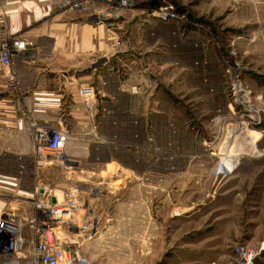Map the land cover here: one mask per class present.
<instances>
[{"label": "rangeland", "instance_id": "374dc122", "mask_svg": "<svg viewBox=\"0 0 264 264\" xmlns=\"http://www.w3.org/2000/svg\"><path fill=\"white\" fill-rule=\"evenodd\" d=\"M174 1L184 19L139 37L152 81L111 96L110 111L93 86V137L102 142L95 164H78L70 178L48 167L40 183L78 187L102 208L109 222L100 239L79 246L91 264H238L261 247L253 264H264V0ZM95 2L61 6L87 13ZM113 41L114 50L95 52L94 61L116 52Z\"/></svg>", "mask_w": 264, "mask_h": 264}, {"label": "crops", "instance_id": "0c3cea01", "mask_svg": "<svg viewBox=\"0 0 264 264\" xmlns=\"http://www.w3.org/2000/svg\"><path fill=\"white\" fill-rule=\"evenodd\" d=\"M137 1L135 8L122 11L97 1L93 4L97 13H86L62 7L61 0H0L3 37L33 43L17 52L9 66L0 65V212L10 206L21 216L31 215L32 207L26 199L36 183H45L51 170L42 165L34 152L37 129L52 128L63 118L70 131L64 149L69 160L77 169L78 164H95L93 150L102 142L93 137V115L80 100L79 88L92 84L97 88L99 104L110 111L111 96L122 92L126 95L124 88L141 80L152 81L147 79L149 72L139 59L137 46L140 35L159 21L149 15V2ZM128 11L131 15L126 18ZM113 40L120 42L116 52L94 61L95 52L114 50ZM113 67H117L115 72H111ZM110 164L104 163L98 174L106 172ZM85 169L83 172L88 174L89 168ZM54 170L73 173L61 167ZM137 175L136 179H144V173ZM155 175L151 173L147 180L153 181ZM81 193L84 203L77 210L78 221L86 216L95 218L97 230L91 240L80 241L92 244L100 239V230L109 220L101 215L99 205L92 207L88 202L87 191ZM133 211L141 214L145 210L143 206H134ZM30 232L27 228L22 231L23 253L17 257L0 255V264H31L35 242L29 241ZM86 258L91 264L92 258Z\"/></svg>", "mask_w": 264, "mask_h": 264}, {"label": "built area", "instance_id": "2783aa9c", "mask_svg": "<svg viewBox=\"0 0 264 264\" xmlns=\"http://www.w3.org/2000/svg\"><path fill=\"white\" fill-rule=\"evenodd\" d=\"M105 3L109 8L116 6L129 8L137 0H97ZM149 2V15L159 22L179 21L184 14L179 13L174 0H146ZM82 3H75L74 8H81ZM118 7V8H119ZM4 19L0 15V28ZM33 43L16 37L0 39V65L7 67L14 55ZM82 103L95 115V96L93 85L78 89ZM70 139V131L63 118L49 129H37L34 132V152L42 165L47 167H61L71 170L75 163L64 152L65 145ZM81 190L78 187H60L48 189L37 183L27 198L32 207L29 216H21L6 206L0 212V255L20 256L23 253V228L28 226L36 237L32 253L31 264H89L82 253L81 240H91L96 235L97 221L86 216L78 221L77 210ZM54 199V202H52ZM259 250L249 251L241 256L238 264H253L258 257Z\"/></svg>", "mask_w": 264, "mask_h": 264}, {"label": "bare ground", "instance_id": "6f19581e", "mask_svg": "<svg viewBox=\"0 0 264 264\" xmlns=\"http://www.w3.org/2000/svg\"><path fill=\"white\" fill-rule=\"evenodd\" d=\"M233 149H231V151H232ZM261 252V251H260ZM258 255H259V253H258Z\"/></svg>", "mask_w": 264, "mask_h": 264}, {"label": "water", "instance_id": "95a60500", "mask_svg": "<svg viewBox=\"0 0 264 264\" xmlns=\"http://www.w3.org/2000/svg\"><path fill=\"white\" fill-rule=\"evenodd\" d=\"M52 202H54V199H52Z\"/></svg>", "mask_w": 264, "mask_h": 264}]
</instances>
